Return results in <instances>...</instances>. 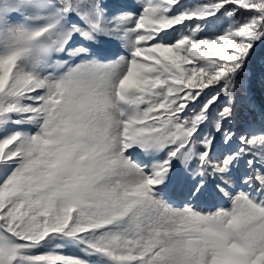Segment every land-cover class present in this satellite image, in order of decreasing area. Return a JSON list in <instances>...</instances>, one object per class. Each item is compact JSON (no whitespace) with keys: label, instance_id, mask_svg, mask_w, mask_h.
<instances>
[{"label":"snow or ice","instance_id":"6c2138e0","mask_svg":"<svg viewBox=\"0 0 264 264\" xmlns=\"http://www.w3.org/2000/svg\"><path fill=\"white\" fill-rule=\"evenodd\" d=\"M0 264H264V0H0Z\"/></svg>","mask_w":264,"mask_h":264},{"label":"trees","instance_id":"16d2710c","mask_svg":"<svg viewBox=\"0 0 264 264\" xmlns=\"http://www.w3.org/2000/svg\"><path fill=\"white\" fill-rule=\"evenodd\" d=\"M260 95H261V91H260V88H259V84H257V86H256V96H257V98H259ZM68 254H71V252H69Z\"/></svg>","mask_w":264,"mask_h":264}]
</instances>
